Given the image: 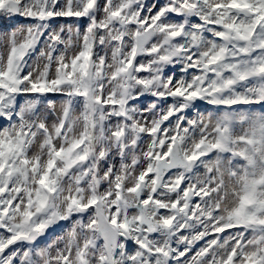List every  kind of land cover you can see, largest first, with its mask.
<instances>
[{"label":"snow or ice","instance_id":"obj_1","mask_svg":"<svg viewBox=\"0 0 264 264\" xmlns=\"http://www.w3.org/2000/svg\"><path fill=\"white\" fill-rule=\"evenodd\" d=\"M0 264H264V0H0Z\"/></svg>","mask_w":264,"mask_h":264},{"label":"rangeland","instance_id":"obj_2","mask_svg":"<svg viewBox=\"0 0 264 264\" xmlns=\"http://www.w3.org/2000/svg\"><path fill=\"white\" fill-rule=\"evenodd\" d=\"M64 23H65V21L63 19H60V20H58L56 22L57 26L60 25V24H64Z\"/></svg>","mask_w":264,"mask_h":264}]
</instances>
